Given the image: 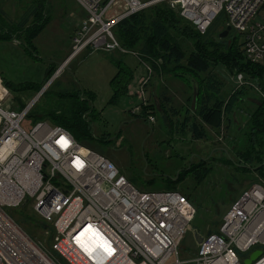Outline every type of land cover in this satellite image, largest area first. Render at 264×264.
I'll list each match as a JSON object with an SVG mask.
<instances>
[{
	"label": "built area",
	"instance_id": "1",
	"mask_svg": "<svg viewBox=\"0 0 264 264\" xmlns=\"http://www.w3.org/2000/svg\"><path fill=\"white\" fill-rule=\"evenodd\" d=\"M75 1L85 16L52 79L84 50L121 49L113 34L117 23L158 3L176 10L201 34L222 13L225 25L242 37L245 58L264 63V0ZM236 82L246 83L242 74ZM42 91L18 109L0 82V264H62L53 253L68 264H242L240 254L255 249L262 254L252 264H264V181L242 189L218 229L201 237L190 258L181 259L180 245L196 215L189 198L176 189L138 190L110 159L60 125L38 121L24 129ZM154 120L147 115V123ZM29 199L53 231L50 251L12 215L11 209ZM85 232L91 235L86 242L99 245L91 251L83 247Z\"/></svg>",
	"mask_w": 264,
	"mask_h": 264
},
{
	"label": "rangeland",
	"instance_id": "2",
	"mask_svg": "<svg viewBox=\"0 0 264 264\" xmlns=\"http://www.w3.org/2000/svg\"><path fill=\"white\" fill-rule=\"evenodd\" d=\"M33 1L0 0V7L9 19L18 21ZM44 12L50 15L52 23L34 39L36 53L27 50L21 40L0 39V82L9 95L17 96L27 103L38 89H43L39 100L26 115L23 128L30 129L39 116L46 114L44 111L59 102L60 92H67L71 100L80 106L86 105L93 109L87 116L92 120L90 130L94 138L83 139L81 144L110 159L138 190H164L171 181L169 184L173 188L189 196L196 215L180 245V258H190L197 249L195 236L202 237L210 231H216L222 215L242 189L252 182L264 181V177L257 173L256 166L260 164L256 160L244 158L246 137L243 134L245 120L258 101L261 90L255 83L247 85L252 80H245V93L241 105L235 108L232 121L224 120L219 130L204 127L206 134L202 136L198 129L201 121L197 115V88L199 81L207 74H200L196 78L172 66L162 71L159 58L143 55L136 48L126 49L113 33L121 49L88 50L87 54L68 62L56 78L52 79L51 76L47 79L45 68L50 63L58 66L67 51L66 35L70 26L63 24L65 21L69 23L66 16L74 12L84 18L85 12L75 0H44ZM225 26L221 13L213 21L206 38H193L186 35L182 28L171 30L186 54L199 52L210 60L209 73L225 83L223 96L244 85L236 82L234 72H229L223 63H217L216 57L223 49H228L233 38L243 42L242 37L239 38L232 30L226 37H219ZM121 53L126 54L122 56L120 65L130 67L133 76L127 96L113 102L111 81L116 76L117 67L115 61L111 60L112 56L118 58ZM150 62L161 68L160 72L155 71ZM121 77L122 72L118 75V78ZM142 79L146 82L141 86ZM22 85L24 88L21 90ZM165 96L170 99V107L166 104ZM78 97L84 102L79 101ZM162 104L167 105L165 109ZM136 107H139L138 111ZM171 107L175 113H172ZM133 109L136 113L144 112L145 116H136ZM147 115L154 116L153 123L144 120ZM43 121L51 126L57 125V122L46 116ZM184 123L185 126L182 125ZM199 164L211 167L210 173L200 183L192 173ZM238 164L243 167H238ZM34 205L35 200L29 199L27 204L11 209L12 215L16 220L22 219L27 223L26 226L20 225L27 227L26 231L46 251H50L53 236L51 228L36 223L42 220L34 211ZM249 254H240L242 264ZM53 256L62 264H68L60 255L53 253Z\"/></svg>",
	"mask_w": 264,
	"mask_h": 264
},
{
	"label": "trees",
	"instance_id": "3",
	"mask_svg": "<svg viewBox=\"0 0 264 264\" xmlns=\"http://www.w3.org/2000/svg\"><path fill=\"white\" fill-rule=\"evenodd\" d=\"M31 4L32 5L25 8L26 11L21 15L18 21L9 19L8 15L0 7V39L12 38L15 41L21 40L24 42L23 46H26L27 50L36 53L33 39L47 23L49 17L45 15L44 12V0H34ZM151 7L152 9H150ZM212 24L204 34H201L190 22L184 20L177 11L171 10L165 3H158L129 15L118 22L114 28L115 36L118 38L121 46L131 50H135L136 48L143 55L159 58L162 64V71L169 70L170 66H172L175 69H182L186 73L189 72V74L195 77L203 73L207 74L204 79L199 81L197 88V100L199 104L197 115L201 121V125L198 126V129L202 136L206 134L204 127L211 130H219L224 120L232 121L235 108L241 105L240 103L245 93L244 87L246 84L234 89L227 96H223L222 91L225 88V83L215 75L209 73L210 60L199 52H190L186 54L177 37L174 36L171 30L182 28V31L185 32L186 35H190L196 39H202L209 36ZM189 25L191 27H189ZM235 35L239 36V38L241 37L237 33H235ZM242 45L243 42L233 38V43L229 45L227 50L223 49L222 53H219L216 59L217 63H223L229 72H234L235 75L242 74L244 80L248 79L253 81L247 85H253L255 83L261 90L258 101L245 120L246 124L245 128H243V134L246 137V146L244 148L246 154H244V158L256 160L260 164L256 166V168L258 167L257 173L261 177H264V63H253L248 61L243 54ZM125 54L126 53L119 54L118 58L112 56L114 60L112 59L111 61H115L114 64L117 67L116 76L111 81L113 102L123 96H127L128 85L133 76L130 67L126 68L125 66L124 68L122 64L120 65L123 60L122 56ZM150 63L155 71L160 72L161 68L159 69L154 62ZM57 67L58 66L50 63L45 68V76L47 79L54 74ZM121 72L122 77L118 78ZM3 84L5 86L8 85H6L4 80ZM23 88L24 85L21 86V90ZM39 90L40 89H38L37 92ZM58 98L59 102L55 103L50 109L44 111L46 114L39 116L36 122L43 121V117L46 116L54 122H57V125L66 128L78 142L83 141V139L94 138V133H91L90 130V123L92 120L88 119L87 116L93 109L90 107L88 108L86 105L80 106L77 102H73L71 100V95L67 94V92H60ZM164 98L170 107V99L166 96ZM79 99L78 97V100ZM10 101L14 105L13 107L18 109L26 104L17 96L12 97L10 95ZM79 101L84 102L83 99ZM165 105L162 104L161 106L164 108ZM170 110L172 113L176 112L172 107ZM139 115L145 116L144 112H142V114L138 113L136 116ZM144 120L146 121L145 117ZM182 125L185 126V123ZM238 167L243 166L239 165ZM192 169L193 168H191V170ZM210 170V166L199 164L194 167L192 173L197 182L200 183L210 173ZM169 183H171V181L166 184L167 186L165 189H175ZM186 196L189 198L188 195ZM17 221L24 226L27 225L22 219H17ZM36 223L42 224L43 227H48L40 221H36ZM25 228V230L28 229L27 227ZM51 232L53 234L52 229Z\"/></svg>",
	"mask_w": 264,
	"mask_h": 264
},
{
	"label": "crops",
	"instance_id": "4",
	"mask_svg": "<svg viewBox=\"0 0 264 264\" xmlns=\"http://www.w3.org/2000/svg\"><path fill=\"white\" fill-rule=\"evenodd\" d=\"M46 12V11H45ZM52 14V13H51ZM65 14H67V12H65ZM48 17H49V20L47 21V23L43 26V28L41 29V31L35 36V38L34 39H36L37 37H38V35L43 31V30H45L46 29V27L48 28V26H49V24H51L52 22V18L50 17V15H48ZM67 18H69V23H67L66 21L63 23V24H67V27H69L70 26V29H69V31L67 32V44H66V54H65V56L62 58V60L59 62V63H61L66 57H67V55L69 54V52H70V47H71V38H72V36L74 35V33H75V31H76V29H77V25H78V20L79 19H82V17L83 16H79V15H77L76 13H74V12H70L69 13V15L68 16H66ZM80 22V21H79ZM60 30V29H59ZM34 39H33V43H34ZM35 45V44H34ZM87 52H88V50H84V51H82L81 53H79L75 58H78V56H81L82 54L83 55H85V54H87ZM74 58V59H75ZM51 81V80H50ZM166 104H168V103H166ZM167 106V105H166Z\"/></svg>",
	"mask_w": 264,
	"mask_h": 264
},
{
	"label": "water",
	"instance_id": "5",
	"mask_svg": "<svg viewBox=\"0 0 264 264\" xmlns=\"http://www.w3.org/2000/svg\"><path fill=\"white\" fill-rule=\"evenodd\" d=\"M230 31V27L227 25L225 27V29L223 31L220 32L219 37L223 38L226 37L228 35ZM197 242L201 241V236L196 235L195 237ZM262 254V250L261 249H255L254 251H252L248 257H246L243 260V264H252V262H254L260 255Z\"/></svg>",
	"mask_w": 264,
	"mask_h": 264
},
{
	"label": "bare ground",
	"instance_id": "6",
	"mask_svg": "<svg viewBox=\"0 0 264 264\" xmlns=\"http://www.w3.org/2000/svg\"><path fill=\"white\" fill-rule=\"evenodd\" d=\"M81 235H82L83 241L86 243V245H83L84 248H88L89 251H91L92 249H94V248H96V247L99 246L96 242L95 243H92V242H90V240L86 242V239L85 238H88V237L90 238L91 237V235L89 234V232L88 233L87 232L82 233Z\"/></svg>",
	"mask_w": 264,
	"mask_h": 264
}]
</instances>
